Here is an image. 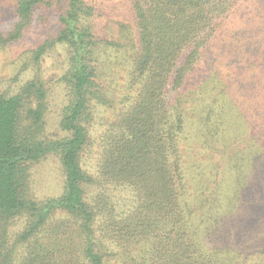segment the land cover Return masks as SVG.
<instances>
[{"label": "trees", "instance_id": "16d2710c", "mask_svg": "<svg viewBox=\"0 0 264 264\" xmlns=\"http://www.w3.org/2000/svg\"><path fill=\"white\" fill-rule=\"evenodd\" d=\"M8 1L17 20L9 30H0V44L5 46L21 38L39 9L59 10V31L38 45L33 57L40 60L57 43L68 45L69 68L63 80L69 102L60 121L68 134L48 138L43 136L47 89L39 78L27 81L16 93H0V264H225L220 256L203 250L202 230L210 231L211 224L226 231L238 229L241 216L231 214L237 215L243 190L256 193L264 180V152L260 166L252 165L253 157H244L243 166L261 168L251 173L246 187L241 181V188L234 190L230 180L222 192L228 180L225 168L218 181L221 188L211 192L221 171L215 172L217 164L210 162L206 167L213 166L214 180L198 178L193 195L189 184L194 180L186 178L180 135L187 122L184 103L200 106L210 98L208 88L214 79L210 75L201 79L206 51L226 24L241 16L247 0H121L128 18L116 21L120 39L114 40L100 37L97 29L100 0H0V6ZM256 1L253 13L246 15L256 53L241 60L243 71L254 73L245 71L237 84L263 87L264 19L257 13L264 0ZM101 46L116 47L127 63L122 100L126 105L116 114L99 165L103 181L136 191L134 211L122 218L116 217L105 197L88 200L87 185L96 179L81 165L90 142L92 101H110L101 83L106 72L97 62ZM196 77L200 90H189ZM195 108L204 113L200 134L212 144L210 138L218 134L220 124L215 105ZM263 144L264 138V151ZM52 153L63 166L64 190L37 202L29 191L31 166ZM209 193L219 196L215 207ZM205 201L210 204L207 210ZM22 215L26 224L13 238L10 226ZM103 215V234L118 246L116 252H102L95 241ZM202 222L207 223L204 229Z\"/></svg>", "mask_w": 264, "mask_h": 264}, {"label": "rangeland", "instance_id": "374dc122", "mask_svg": "<svg viewBox=\"0 0 264 264\" xmlns=\"http://www.w3.org/2000/svg\"><path fill=\"white\" fill-rule=\"evenodd\" d=\"M100 1L98 8L99 15L102 14V16L96 21L98 23L97 29L101 34L100 37H107L112 40L120 39L117 34L119 25L116 21L127 19V10L121 7L119 3L121 0ZM252 1L247 0L242 8L241 16L223 27L222 33L214 39L201 62V73H204L201 79L209 77V75L214 79L213 87L209 86L208 88V90H212L209 93L210 98H207L205 104L200 106H196L198 102L190 104L191 102L187 101L184 103V107L187 108V122L184 132L180 135V148L184 155L183 163L186 178L194 180L189 184V190L193 195L197 192L195 181L198 178L212 177L214 180V174L211 172L214 170L213 166L206 167L210 162L217 164L218 170L215 172L221 171L220 176H216L219 178L217 185L214 184L211 192L215 191L217 187L221 188V184L218 186V181L222 178L223 172L226 171L225 168L227 169L225 177L228 180L225 179L222 192H225L226 183L230 180L234 190L241 188L239 187L241 181L246 187L247 183L250 184L251 182V173L261 170L258 167L252 168L250 165L243 166L246 165L243 159L244 157H253L252 165L260 166L261 164L262 152H264L262 149L264 86L252 87L248 83L237 84L239 78H243L244 72L247 71L245 74H248L250 71V69L243 71L244 67H242L241 60L245 57L250 58L256 53H252L256 43L254 41L252 43L248 36L250 31L246 30L249 27L246 15L250 12L253 13L257 2L254 0L253 4ZM260 4L261 7L257 14H260L262 20L264 19V5L261 1ZM58 14V9H39L33 22L27 26L20 39L6 46L0 44V93H16L27 81L39 78L47 89L43 136L48 138H59L68 134L61 127L60 121L64 107L69 102V88L63 80V76L69 68L70 51L67 44L57 43L49 48L40 60H35L33 53L38 45L59 31ZM16 20L17 15L11 1L0 6L1 31L12 28ZM243 48L247 49L242 54ZM97 59L99 67L101 69L104 67L106 72L101 83L105 86L110 101L106 103L97 100L92 101L93 120L89 124L90 142L82 153L81 165L96 179L87 185L88 200L95 202L97 197H105L108 205L113 208L116 217L122 218L134 211L137 205L136 191L129 185L103 181L104 179L99 174V165L108 137L113 131L112 123L116 119V114L126 105L122 100L127 88L124 84V79L127 78L125 72L127 63L123 62V54L117 51L114 46L107 48L101 46L97 50ZM199 81V77L194 78L191 84L193 86L189 85L188 89L200 90L199 85L196 84ZM225 97L227 101L224 106H221L223 99H226ZM207 104L215 105V118L220 120L218 134L216 133L214 137L211 136L213 138H210L212 144L210 143L211 140L207 141L209 139L207 135L200 134V127L203 125L201 115L204 117V113H198L197 108H195L201 109L207 107ZM207 144L211 145L208 146ZM226 144L229 145L226 146ZM263 184L264 180L261 181L260 179L256 193L243 190L242 196L244 198L239 204L241 207L246 206L243 207L244 209L237 207L239 209L236 212L237 215L233 212L231 214L233 217L241 216L240 226L237 227V230L226 231L221 225L216 227L214 224H211L213 231L212 229L210 231L202 230L203 250L207 254L220 256L223 261H226L225 264H264ZM64 185L65 173L57 154H49L31 166L29 191L35 201L43 202L48 198L61 195ZM208 196L211 197L209 198L212 201L211 207H215L218 204V194L213 196L209 193ZM221 203H225V201L222 200ZM209 205L208 201L204 202L206 210L210 208ZM105 218L106 215H103L97 222L95 241L102 252H116L118 246L110 242L103 234L102 228ZM202 223V229L206 228L204 225L207 223ZM25 224V215L17 217L10 226L11 237L14 238L24 228Z\"/></svg>", "mask_w": 264, "mask_h": 264}]
</instances>
